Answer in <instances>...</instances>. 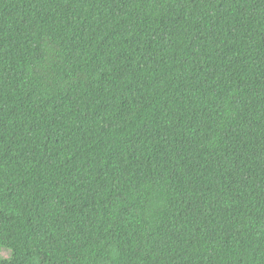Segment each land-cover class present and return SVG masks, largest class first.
<instances>
[{
    "label": "trees",
    "instance_id": "obj_1",
    "mask_svg": "<svg viewBox=\"0 0 264 264\" xmlns=\"http://www.w3.org/2000/svg\"><path fill=\"white\" fill-rule=\"evenodd\" d=\"M0 264H264V0H0Z\"/></svg>",
    "mask_w": 264,
    "mask_h": 264
}]
</instances>
